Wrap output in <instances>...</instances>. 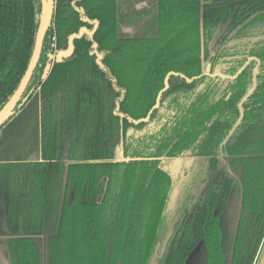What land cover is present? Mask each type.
<instances>
[{
	"label": "trees",
	"instance_id": "trees-1",
	"mask_svg": "<svg viewBox=\"0 0 264 264\" xmlns=\"http://www.w3.org/2000/svg\"><path fill=\"white\" fill-rule=\"evenodd\" d=\"M154 1L152 35L120 34L145 9L55 2L14 110L38 89L41 160L0 162L9 264H257L264 0ZM40 16V0H0V109Z\"/></svg>",
	"mask_w": 264,
	"mask_h": 264
},
{
	"label": "crops",
	"instance_id": "crops-1",
	"mask_svg": "<svg viewBox=\"0 0 264 264\" xmlns=\"http://www.w3.org/2000/svg\"><path fill=\"white\" fill-rule=\"evenodd\" d=\"M57 1L67 0H54ZM52 59H55V55ZM39 160H41L40 99L37 89L0 129V162Z\"/></svg>",
	"mask_w": 264,
	"mask_h": 264
},
{
	"label": "water",
	"instance_id": "water-1",
	"mask_svg": "<svg viewBox=\"0 0 264 264\" xmlns=\"http://www.w3.org/2000/svg\"><path fill=\"white\" fill-rule=\"evenodd\" d=\"M41 1V16L36 32V38H35V44L33 48V52L29 61V64L25 70V73L20 80L17 88L13 92V94L10 96V98L7 100V102L3 105V107L0 109V128L9 120V118L14 114V110L16 106H20L21 103L19 104V101L22 97L23 92L26 89V86L31 78V75L34 71V68L38 62L41 48H42V43H43V38L45 35L46 30L48 27L51 25L52 22V17L54 13V7H55V2L54 0H40ZM97 25V22L95 23ZM96 28V26H95ZM93 31H88L86 27H81L77 33L72 34L69 37L68 41V49L65 51H59L55 55V58L58 57H66L69 56L73 52V40L76 38L81 37L84 33H87L88 35H92ZM53 55H50L52 58ZM5 235V231L0 229V236ZM44 255H45V260H47V242L45 240L44 242ZM257 264H264V249L261 253V256L258 260Z\"/></svg>",
	"mask_w": 264,
	"mask_h": 264
},
{
	"label": "rangeland",
	"instance_id": "rangeland-1",
	"mask_svg": "<svg viewBox=\"0 0 264 264\" xmlns=\"http://www.w3.org/2000/svg\"><path fill=\"white\" fill-rule=\"evenodd\" d=\"M118 1L121 4L124 12L127 10L130 12H138V11H141L142 9H145L144 11L145 13L142 16H140L136 21H134L131 24L122 25L120 28V34L122 35H135V34L152 35L154 33L155 27H156L154 24V15L156 12V9L154 6V3H155L154 0H118ZM5 139H7V137ZM5 139L4 141H6ZM37 241L39 245L42 247L43 245L42 239L38 238ZM261 246L264 249L263 241L261 243ZM261 246L260 248H262ZM257 257H258V254L256 258ZM0 264H9V262L7 261L4 255V243H0Z\"/></svg>",
	"mask_w": 264,
	"mask_h": 264
}]
</instances>
